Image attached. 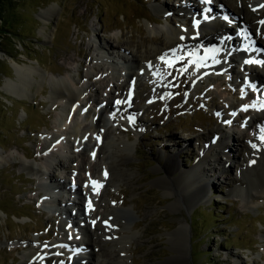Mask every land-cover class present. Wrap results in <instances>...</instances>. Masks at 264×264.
Wrapping results in <instances>:
<instances>
[{
  "label": "bare ground",
  "instance_id": "1",
  "mask_svg": "<svg viewBox=\"0 0 264 264\" xmlns=\"http://www.w3.org/2000/svg\"><path fill=\"white\" fill-rule=\"evenodd\" d=\"M192 1H197V3ZM224 1H227L237 11L230 16L232 22L238 27L245 23L246 5L252 6L254 19L251 27L252 37L255 38L254 44L246 45V38L240 44L231 46L226 44L225 38L231 37L230 32L227 28L225 29L219 18H214L213 11L209 12L205 20L198 18L188 21L184 15H180V10L183 9L199 10L203 5L198 0H190L191 4L183 3L180 8L165 6L161 4L162 1H160L161 3L157 2V5L154 6L157 11L172 10L175 12V16L183 18V21L178 23L169 22L167 28L147 26V30L152 32L156 40L166 42L162 46L142 44L134 50L131 44H123L117 40L118 33L114 34L116 44H109L101 35L98 37L104 48H116L131 56L134 69L148 75L151 85H156V89L163 98L168 97L169 87L175 82L177 83L175 88L178 90L175 93L181 90H185V92L199 90L203 83L209 81L216 88L225 86L226 79L219 78L222 71H228L232 76L228 86H225V92L228 95L231 92L229 85H232L231 82L238 77L235 64L243 66L244 73L238 77L240 79L238 86L244 93L242 101L245 102L243 106L245 116H249L244 121L243 127L241 129L234 128L235 121L222 115L229 131L218 127L214 131H209L211 135L208 138H205L201 133L194 136V144L198 145V163L186 169L180 168L176 159L178 153L172 150L170 157L163 164L158 163L156 166L161 174L156 177L154 182L164 193L173 196L171 206L176 211H179L184 203L190 206L204 198L205 192L213 182L209 172L219 171L228 175L227 169L231 162L239 167L240 174L239 176H230L229 180L234 184V187L230 188L229 193L238 195L242 204L247 208L251 207V202L254 200L264 197V141L260 139L264 135V97L261 100H255L252 99L251 94L244 92V87L247 85L253 86L259 91L258 86L264 81V23H262L264 22V0H248L247 2L242 0L244 3L242 8L236 6L232 0H213L212 6L217 7L220 4L223 10L229 12L223 6L226 5L223 3ZM56 4L53 3L39 11L43 22L46 23L55 15ZM163 18L165 17L163 16ZM146 21L150 22L151 20L146 18ZM201 27L208 28V33L205 36L199 33ZM45 28V26H41L38 31L47 36ZM198 33L200 34L199 38L192 39V36ZM214 40L220 43L219 49L206 50L204 47L212 45ZM257 43H260L261 46L259 47ZM256 44L258 52L259 49H262V55L257 54L258 52L253 49ZM241 45H245V51L239 50ZM226 48L231 50L226 51ZM76 52L79 55L84 53L81 50ZM87 56L88 54H86V59ZM161 57H164V60H161ZM14 60H12L11 66L15 77L14 79L10 76L5 77L2 88L20 97L29 96L32 86L36 85L38 89L42 87L45 75L40 65L35 66ZM246 61L255 62L246 63ZM169 63H171V67H169ZM134 69H130L132 77L125 82L117 83L116 80L112 81L103 77L104 81L101 83L104 85L101 88H104L108 96L103 95L102 98H100L99 87L91 83L90 80L80 84L69 74L50 76L47 80L49 86L47 98L53 106H56L57 103H64L66 109L61 110L62 113L56 118L57 124L54 125L56 130L54 132L45 130L47 133L43 135L44 142L38 147V156H41L43 152L45 160L38 163L29 162L24 157L17 156L15 152L3 151V147L0 146V165L18 159L22 168L38 179L39 190L44 192L41 200L42 205L47 208V211L61 215L59 229L62 236L47 244L42 243L43 237L38 236L33 241L32 247L23 251L21 257L25 263H30L38 257H45V252H48L55 260L58 259L55 263L107 264V261L100 259L102 256V252H99L100 242L103 239L101 237L103 234L112 231L116 239L114 240L121 243L117 254L114 255V261L117 264H132L127 244L130 243V239L138 238L141 232L138 233L128 227L127 220L129 218L131 221L136 216L135 209L130 204L123 206L122 204L125 202L117 205L114 202L115 196H108L107 186L118 188L121 183L135 186L137 182L135 181V171L129 168L130 165H125V162L130 159L131 153L135 151L136 140H131L122 132L116 131L132 127L135 129V134L140 132L138 128L141 127V121L131 102L127 104L128 97H126L127 91H129L128 87L137 83L138 72ZM75 70H79L78 67ZM100 70L101 67L97 71ZM246 71L249 74H245ZM176 72L180 73L177 77L175 76ZM185 79L187 82H184ZM105 86L109 87L108 91ZM88 89L93 92V97L87 95ZM176 98L174 96L166 100V104L173 103ZM220 98H223L228 106L235 107L228 97H224V94H221ZM118 101L121 103H117ZM73 105L84 109L85 116L80 115L77 118L74 115L71 122L65 121V113L68 107ZM219 108H216V111L219 112ZM130 117L134 118V122L130 120ZM240 118L243 116L240 115ZM56 131H59V134H56ZM98 137L99 139H97ZM47 138L49 141L52 138L55 141L53 149H56L59 143L62 144L59 151H64L62 156L65 157V160L68 158L67 164L59 159V151H47ZM170 140L175 146L183 147V144H180L175 136H171ZM228 141H233L232 146L228 144ZM178 152L180 151L178 150ZM23 156L26 157L25 152H23ZM55 162H58L62 168H69V185L65 184V176L62 179L61 175L55 177L52 170ZM174 172L177 174L174 175ZM92 181H97L100 186L94 188ZM58 189L68 192V198L60 197V201H58L56 198L59 195ZM89 202H92L91 208H89ZM66 203L76 207V213L71 210H67L65 213L62 204ZM119 212L125 215V217L121 215L123 220L128 217L125 220L127 227L121 221L125 228L118 223ZM186 222L185 220L180 222L179 226L168 234L169 241L175 245L177 251H181V247L185 248L186 246L185 238L189 231ZM119 252L121 253L119 254ZM234 257V264H239L237 258L240 259V257L237 254ZM110 258L107 259L112 260ZM178 261L180 260L178 259Z\"/></svg>",
  "mask_w": 264,
  "mask_h": 264
},
{
  "label": "rangeland",
  "instance_id": "2",
  "mask_svg": "<svg viewBox=\"0 0 264 264\" xmlns=\"http://www.w3.org/2000/svg\"><path fill=\"white\" fill-rule=\"evenodd\" d=\"M160 1L4 0L0 6V33L2 34V37L0 36V146L3 147V151L15 152L20 157H23V152L26 154L28 152L29 159L25 156L24 158L29 162L38 163L39 160L33 158L39 156L37 154H35L36 156L31 155V153H36L35 148L39 143L40 133L44 134L46 127L48 130L51 129L55 122L52 121L55 110L49 103L44 102V99H47L49 89L47 80L50 76H58L59 74H69L76 77L75 69L77 67H79L78 69L82 68L84 77L87 75V69H91L92 64L83 66L82 62L84 57L86 61L91 55H94V49L90 42L92 32L99 31L109 44H116L114 34L118 33L117 40L123 44H131L132 46H130L134 50L142 44L147 46L166 44L165 41L156 40L152 32L145 28L147 25L148 27L149 25L160 27V23H164L163 21L150 23L145 19L146 17L151 20H159L158 16L161 13L154 10L153 7L150 8V5ZM232 1L234 2V0ZM192 2L197 3V1ZM53 3L56 4V13L45 28V33L49 36L47 37L38 33L40 27L43 26L39 11ZM173 3L176 2L169 0L168 4ZM223 3L227 5H223L226 10L232 7L227 1ZM236 3L239 5V0H236ZM246 12V18H248L249 11ZM163 19L166 20L167 18ZM253 19L251 14V23ZM148 33L151 35L147 36ZM77 50H81L85 54L79 55ZM8 54L11 57L5 56ZM86 54L89 55L87 59ZM14 59L26 64L40 65L45 75L42 87L38 89L36 85L32 86L29 96L20 97L2 88L5 77L10 76L13 79L15 77V72L11 66ZM119 70L120 68L115 70V73L118 74ZM179 74L176 72L175 76L177 77ZM219 78L223 79L220 75ZM113 79L118 81L122 77L117 75ZM85 80L89 81L87 78ZM90 81L93 82L94 80ZM184 82H187V79ZM93 83L97 87L101 85L99 80ZM208 83L213 86L211 81ZM173 84L176 85L177 83ZM101 87L98 89L103 97L104 90ZM229 87L232 89L231 85ZM205 88L206 86L203 85L201 93L196 97L206 99L204 101H208V107L201 105V100L191 104L187 100L188 92L183 90L180 100L177 95V98L171 103L174 104L179 100L174 106L167 107L161 100L156 103L157 106L154 111L150 107L146 110L148 108L146 106L160 98L159 95H156L157 93H153L152 89H150L151 92L144 91L142 85H138L137 93L136 91L133 93V106L139 110L137 115L142 120V131H140L146 132L136 137L134 135L135 130L133 131L134 128L131 127L123 130L122 133L126 131L130 139L136 140V149L131 153V157L125 162V165H130L129 168L135 171V181L137 182L135 186L121 183L116 188V192L110 186L107 189L108 196H115L116 204L121 205L125 202L122 204L123 206L130 204L135 209L136 216L131 221L126 216L129 226L125 224L127 218L125 220L121 218L125 215L122 212L118 214L120 215L119 224L123 226L124 222L126 227L133 228L132 230H136L138 233L141 232L138 238L130 239V243L127 244L132 264H210L211 262L213 264H234L231 260H235L233 256L236 254L241 255L240 262L238 261L240 264H244L245 261H247L246 264L250 262L262 264L258 257L263 254L262 244H256V242L264 234V226L261 225V222L264 224V199L256 200L258 203L252 202V208H247L236 199V194L229 193L228 190L234 186L230 183L229 176H220L218 180L216 178L218 174L210 172V178L215 182V186L212 189H209L210 187L207 189L204 198L190 206L184 203L182 208L176 211L171 206L173 196L164 193L154 182L156 177L161 174L156 166L158 163L163 164L170 157L169 153L172 150L178 153L176 159L180 168L186 169L196 163L198 145L196 146L197 151L190 147L192 140L194 142V136L201 133L205 138H208L211 135L208 130L216 129L218 124H215L216 119L212 117L213 114L211 113L213 106L215 108L219 106L221 113L225 114L223 107L225 102L220 101L217 94H224L229 101H234L241 96V94L234 97L225 95L226 93L220 87L222 90L217 89V94L210 90L206 93L207 97L203 98L202 94ZM42 90H46V93L42 94ZM89 93L90 95L93 94L91 91H88ZM144 94L147 97L140 100V96L142 97ZM193 104L196 105L193 107ZM25 111L26 113H24ZM152 117L158 121L152 123L150 121ZM187 130L189 131L187 132ZM167 135H169V139L165 138ZM191 135H194L192 140L190 139ZM171 136H175L180 144L184 142L185 145L180 148L173 144L174 147H172ZM184 136L187 139H184ZM177 148L183 149V151L178 152ZM64 161L65 164L69 162ZM234 165L232 162L229 165L230 176H235L237 167ZM52 169L55 177L61 175L62 178L69 174V168H62L59 164H56ZM173 174L176 175L177 172ZM37 186L35 179L30 176L26 169L22 168L18 159L0 165V264H24L20 250L8 251L6 249L5 241L7 239L13 237L33 238L31 234L33 231H39L38 234L45 235L46 227L53 232L51 238L59 235L56 229L57 218L47 217L46 214L42 213V210L35 208L31 202L32 197L36 196L35 194L39 191V186ZM211 190L217 194L221 193L222 197L212 196ZM218 199L225 202H218ZM247 210L255 212L254 215ZM53 213L56 214V212L49 214L52 215ZM26 215L31 217L30 220ZM57 215L60 220L61 215ZM199 218H203L200 223H198ZM184 220L189 226L185 238L186 246L185 248L182 246L181 251H177L175 245L169 241L168 234ZM112 235L113 233L108 231V234H103V239L100 242L99 252H102L101 258H105L107 264L116 263L113 258H115L114 255L117 254L121 245L114 240ZM248 248H252V251L249 256H246V253L249 252ZM105 252L107 253L105 254ZM110 256L112 260H108ZM36 260L40 259H35L31 264H35Z\"/></svg>",
  "mask_w": 264,
  "mask_h": 264
},
{
  "label": "snow or ice",
  "instance_id": "3",
  "mask_svg": "<svg viewBox=\"0 0 264 264\" xmlns=\"http://www.w3.org/2000/svg\"><path fill=\"white\" fill-rule=\"evenodd\" d=\"M206 2H207V0H206ZM262 23H264V22H262ZM161 60H164V57H161ZM254 62L255 61H246V63H254ZM169 67H171V63H169ZM117 103H120V102L118 101ZM130 120H132L134 122V118L130 117ZM97 139H99V137ZM260 139L262 141H264V135H262L260 137ZM253 146L255 147V145H253ZM105 176H107V173H105ZM92 185H93L94 188H98L100 186L97 181H92ZM89 208H91V203L90 202H89ZM93 223H95V222H93Z\"/></svg>",
  "mask_w": 264,
  "mask_h": 264
},
{
  "label": "trees",
  "instance_id": "4",
  "mask_svg": "<svg viewBox=\"0 0 264 264\" xmlns=\"http://www.w3.org/2000/svg\"><path fill=\"white\" fill-rule=\"evenodd\" d=\"M4 0H0V6L2 5ZM1 18V17H0ZM0 36L2 37V34L0 33Z\"/></svg>",
  "mask_w": 264,
  "mask_h": 264
}]
</instances>
